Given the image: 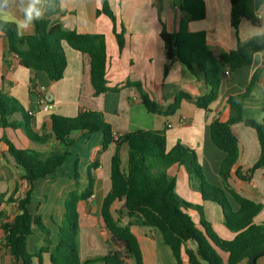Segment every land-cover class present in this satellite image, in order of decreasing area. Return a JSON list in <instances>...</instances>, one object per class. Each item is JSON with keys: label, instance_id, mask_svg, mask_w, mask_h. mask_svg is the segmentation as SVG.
Listing matches in <instances>:
<instances>
[{"label": "trees", "instance_id": "1", "mask_svg": "<svg viewBox=\"0 0 264 264\" xmlns=\"http://www.w3.org/2000/svg\"><path fill=\"white\" fill-rule=\"evenodd\" d=\"M230 24L238 37L237 48L228 53L214 56L208 47L205 31L192 32L189 24L201 21L206 17L204 0H182L180 7L184 16L179 22L176 33H168L165 29L161 38L166 50V77L174 63L185 65L192 73H202L208 92L194 97L189 93L180 92L174 101L165 108L141 90L140 83L127 82L126 86L134 85L140 90L141 102L149 113L164 116L174 115L183 100L192 102L196 107L208 110L220 92L222 77L252 65L251 53L260 45L254 41L241 42L239 39L240 24L243 20L252 25L260 24L257 19L262 7V0H230ZM106 15L114 24V34L120 52L125 46V28L117 32V20L111 10L108 0H102V8L97 15ZM0 36L8 42V53L16 55L19 65L32 73L44 72L50 81L58 82L64 78L67 67V57L63 44L87 55L90 59V78L94 95L106 92H119L118 87L110 88L106 78L107 48L105 37L100 34H80L76 30H68L62 24L51 25L47 19L36 22L34 33L18 36L14 23L0 24ZM264 67L256 70L251 81L242 92L231 94L227 99L229 116L226 121L215 119L209 126L210 137L214 145L226 155L221 162L219 175L223 186L208 182L203 166L196 150L177 142L167 150L166 125L162 130H135L116 136L112 125L107 122L100 111H80L75 117L51 114L44 122L42 131L37 132L32 127L34 117L14 97L0 90V127L14 130L23 129L26 136L33 142L45 145L52 140L67 148L64 151H53L49 155L31 149L20 148L6 135L0 142L4 143V151L13 158L16 166L22 170L20 178L31 185L37 180H57L58 170L70 158L69 148L72 142L68 139L74 132H84L88 135L101 133L103 136L102 151L115 144V152L111 160V189L105 196L101 216L109 232L110 250L105 256L90 258L84 262L80 259L78 247L80 201H87L94 193L93 169L94 163L87 171V185L81 190V175L75 166V189L65 200V213L62 223L58 225V239L54 243L51 230L44 225L42 217L29 211L32 190L26 191L22 198L15 199L12 194L7 203L17 202L19 213L11 223L2 222L5 218L0 211V230L4 233V246L16 258L18 264L43 263V255L50 254L52 264H143L142 251L136 235L132 232L133 225L151 227L158 230L164 244L171 250L177 264H184L182 255L185 253L189 264H224L223 254L227 255V264H240L253 254L264 249V223L257 224L255 218L263 209V204L256 203L241 196L227 184L232 167L239 158L238 137L233 131L237 124L253 128L261 146V156L245 174L237 171V176L244 181H250L258 169L264 170V120L250 119L244 116V105L248 100ZM30 85L34 91L37 86L36 77L32 76ZM31 92L34 95V92ZM37 99L40 95L35 94ZM33 112V110H32ZM21 114V120H12L15 114ZM259 121V123H257ZM50 124L51 131H46ZM128 146V162L123 168L121 148ZM177 164L183 167L197 184V189L205 202H212L221 207L224 225L236 236L231 240L220 237L213 225L206 219L204 209L200 205L187 202L176 193V181L168 175V169ZM5 195L0 197V206ZM123 203L128 217L132 220L122 224L115 218L112 206ZM233 204L237 205V209ZM190 210L200 214L199 223H195ZM38 230L44 234V245L35 253L28 251L29 238ZM53 247V248H52Z\"/></svg>", "mask_w": 264, "mask_h": 264}, {"label": "crops", "instance_id": "2", "mask_svg": "<svg viewBox=\"0 0 264 264\" xmlns=\"http://www.w3.org/2000/svg\"><path fill=\"white\" fill-rule=\"evenodd\" d=\"M181 1L108 0L117 20V32L121 31V25L126 31L125 46L120 52L113 22L104 14L97 15V10L102 8V0H52L54 6L43 18L49 20L52 26L62 24L64 28L76 30L80 34H100L105 37L108 86L118 87L121 90L95 96L90 78L89 57L73 50L65 43L63 46L68 63L64 78L52 82L44 72L38 71L34 74L20 66L19 59L15 55L8 53V42L4 36H0V90L16 98L33 115L32 127L37 132L42 131L44 122H47L51 114L75 117L80 111L85 110L102 112L105 120L112 125L116 136L135 130H162L169 125L167 150L172 149L177 142L196 150L206 180L214 185L223 186L219 169L226 154L212 142L209 126L215 119L222 121L228 119V97L245 89L257 70L256 67L252 64L231 75H224L219 96L210 104L207 111L183 100L174 115L152 114L142 104L140 90L134 85L126 86L128 81L140 83L141 90L161 108L171 104L180 92L189 93L194 97L208 92L203 74L199 72L194 74L179 62L174 63L168 75L164 76L167 57L161 33L164 29L168 33L178 32L179 22L185 15L180 7ZM204 3L205 19L190 22V30L206 32L208 47L214 56L236 49L238 37L230 24V0H204ZM258 14L264 15V7L260 8ZM248 22L243 20L240 24V40L241 30ZM33 33L34 29L25 32L23 36ZM32 76H35L37 81L34 91L30 85ZM32 91L34 95L31 94ZM35 94L40 95L41 98L37 99ZM46 98L50 100L52 106L50 111L43 109L42 101ZM244 116L264 120V71L260 74L251 97L245 102ZM21 119L19 113L12 117V120ZM45 127L49 133L50 124ZM233 131L238 137L240 153L238 161L230 171L227 184L241 196L263 204L262 211L255 218L257 224H262L264 223V170H256L250 181L241 180L237 176L238 170L245 174L261 156L262 150L257 133L244 124L235 125ZM4 135L18 147L31 148L46 156L53 151H64L67 148L54 140L45 145L37 144L31 141L21 128L14 130L0 127V139ZM68 142H72L69 148L71 156L58 170L57 180L41 179L33 185L20 178L22 170L16 166L12 157L7 153L3 154L6 146L0 142V197L5 195L0 211L5 214L2 222L11 223L19 211L17 202L8 204L7 199L12 194L15 199L22 198L26 191L31 189L29 211L42 217L44 225L52 232V241L56 243L58 225L62 223L65 213L66 197L75 189L73 179L75 166L76 164L78 166L82 178L81 190H83L87 185V171L96 163L98 167L92 170L95 178L94 193L87 201H80L78 204L80 226L78 247L80 259L84 262L90 258L105 256L110 250L109 232L104 225L101 209L103 200L111 189V160L116 145L111 144L107 150L102 151V134L88 135L82 131L74 132ZM127 149V145L121 148L123 168L128 162ZM125 156L127 162L123 165ZM168 175L170 178L175 179L179 176L182 179L185 189L181 192V196L192 204L203 207L206 219L222 238L231 240L236 236V233L224 225L221 207L203 201L201 193L192 186V183L196 185L197 181H191L183 167L172 165L168 169ZM233 206L235 209L238 208L236 204ZM112 211L115 218L121 219L122 224H128L132 220L128 217L123 203H114ZM196 212L190 210V215L195 217V223L198 224L200 217L194 216ZM131 230L140 244L143 264H177L158 230L139 225H133ZM3 240L4 233L0 230V264H18L16 258L10 254V250L4 246ZM43 245L44 234L35 230L29 238L28 251L35 253ZM182 258L184 264H189L185 253ZM223 258L224 264H227V255L223 254ZM35 262L38 264L37 260ZM43 263L52 264L50 254L43 255ZM240 264H248V260ZM256 264H264V255L257 259Z\"/></svg>", "mask_w": 264, "mask_h": 264}, {"label": "clouds", "instance_id": "3", "mask_svg": "<svg viewBox=\"0 0 264 264\" xmlns=\"http://www.w3.org/2000/svg\"><path fill=\"white\" fill-rule=\"evenodd\" d=\"M53 6L52 0H19V3L17 0H0V24L14 23L17 35L22 36L34 29L36 22L43 19ZM261 6L264 7V0ZM257 19L261 21L258 25L245 24L241 30V40L260 45L251 53L252 64L259 70L264 67V15L258 14Z\"/></svg>", "mask_w": 264, "mask_h": 264}, {"label": "rangeland", "instance_id": "4", "mask_svg": "<svg viewBox=\"0 0 264 264\" xmlns=\"http://www.w3.org/2000/svg\"><path fill=\"white\" fill-rule=\"evenodd\" d=\"M128 150V149H127ZM127 153H128V151H127ZM127 162V156H125V158H124V161H123V165L125 164ZM176 174V173H175ZM174 174V175H175ZM206 178V177H205ZM195 180V179H194ZM87 181V180H86ZM175 181H176V188H175V190H176V193L181 197V198H183L182 196H181V192H183L184 191V189H185V186H184V182L182 181V179L179 177V176H177L176 178H175ZM188 182V181H187ZM73 186V185H72ZM184 199V198H183ZM185 200V199H184ZM187 201V200H186ZM187 202H189V201H187ZM189 203H192V202H189ZM196 205V204H195ZM194 216H197V218H199L200 217V214H199V212H196V213H194ZM192 219H193V221L195 222V217L193 218L192 217ZM215 229V228H214ZM215 231H216V229H215ZM217 232V231H216ZM218 234V233H217ZM219 235V234H218ZM220 236V235H219ZM221 237V236H220Z\"/></svg>", "mask_w": 264, "mask_h": 264}, {"label": "water", "instance_id": "5", "mask_svg": "<svg viewBox=\"0 0 264 264\" xmlns=\"http://www.w3.org/2000/svg\"><path fill=\"white\" fill-rule=\"evenodd\" d=\"M47 100L50 102L49 99H47ZM262 255H264V249H262V250L256 252L255 254H253V255L248 259V264H256L257 259H258L260 256H262Z\"/></svg>", "mask_w": 264, "mask_h": 264}, {"label": "built area", "instance_id": "6", "mask_svg": "<svg viewBox=\"0 0 264 264\" xmlns=\"http://www.w3.org/2000/svg\"><path fill=\"white\" fill-rule=\"evenodd\" d=\"M15 57L18 58L16 55H15ZM42 103H43V109H44L45 111H50V110L52 109V106H51V104L49 103V101L47 100V98L44 99V100L42 101Z\"/></svg>", "mask_w": 264, "mask_h": 264}]
</instances>
